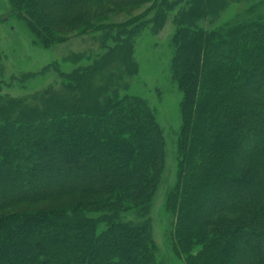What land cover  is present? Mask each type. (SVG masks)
Returning a JSON list of instances; mask_svg holds the SVG:
<instances>
[{
  "label": "trees",
  "instance_id": "16d2710c",
  "mask_svg": "<svg viewBox=\"0 0 264 264\" xmlns=\"http://www.w3.org/2000/svg\"><path fill=\"white\" fill-rule=\"evenodd\" d=\"M181 1L10 3L34 30H41L37 20L45 22L41 39L48 41L55 37L51 22L86 26L85 11L74 9L81 2L115 9L150 3L160 19ZM189 2L174 20L173 75L182 99L168 235L182 264H264L258 249L259 241L264 245V22L206 30L199 20L215 17L226 0ZM111 41L93 65L57 69L59 91L0 96V212L21 203L55 204L0 215V264H157L146 213L164 170L163 137L145 102L119 95L114 68L108 79L94 80L118 56L127 71L134 69L128 41ZM254 77H260L256 89ZM129 206L142 211L137 223L121 220Z\"/></svg>",
  "mask_w": 264,
  "mask_h": 264
},
{
  "label": "rangeland",
  "instance_id": "374dc122",
  "mask_svg": "<svg viewBox=\"0 0 264 264\" xmlns=\"http://www.w3.org/2000/svg\"><path fill=\"white\" fill-rule=\"evenodd\" d=\"M167 1L173 4L175 0ZM190 6L189 0L174 3L173 7L165 10L163 17L155 19L157 10L156 7L151 10L150 3L115 9L106 4L90 5L81 2L74 9L77 13L85 11L86 26L79 29L60 26L62 28L59 29L58 21L55 24L51 22L52 26L50 25L48 33L55 37L52 36L45 41L41 39V36L46 34L45 22L37 20V27L41 32L34 30L28 25L26 18L12 12L10 0H0L2 97H30L47 89L59 91L61 79L56 72L57 69L70 72L79 66L93 65L106 53V49L102 47L103 42L106 46H114L111 38L116 36H121L130 44L128 57L134 69L127 71V65L125 67L120 64L118 56L112 64L106 62L94 80L97 82L108 79L110 69L114 68L115 75L120 78L114 83L119 95H129L145 102L161 130L164 170L147 205L146 213L157 264H182L181 255L173 248L171 236L168 235L175 218L166 208V198L168 189L177 177L179 160L177 142L181 128L182 93L173 75L175 57L173 39L177 32L174 20L181 10ZM246 20L253 24L264 22V0H226L215 17L200 19L198 26L206 30H217L219 27ZM135 26H138L136 31ZM120 30L123 31L122 34ZM249 37L254 38V35L251 34ZM214 49L216 50V46ZM213 56L216 54L213 53ZM44 69L46 70L43 71ZM26 74L34 76L23 79ZM257 78L254 77L250 83L255 89L259 88ZM54 205L49 201L21 203L0 212V215L45 211ZM93 213L87 211L88 215L98 214ZM141 213L139 208L129 206L128 210L121 211L120 217L124 222L137 223ZM258 249L260 251L264 249L262 241H259Z\"/></svg>",
  "mask_w": 264,
  "mask_h": 264
}]
</instances>
